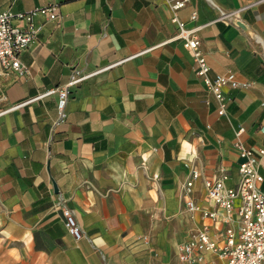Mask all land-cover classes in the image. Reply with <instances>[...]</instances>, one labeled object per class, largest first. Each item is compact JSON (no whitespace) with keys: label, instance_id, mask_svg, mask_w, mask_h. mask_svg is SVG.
I'll return each instance as SVG.
<instances>
[{"label":"crops","instance_id":"obj_1","mask_svg":"<svg viewBox=\"0 0 264 264\" xmlns=\"http://www.w3.org/2000/svg\"><path fill=\"white\" fill-rule=\"evenodd\" d=\"M52 5L58 18L33 17L42 30L20 53L25 69L0 71V264L219 262L210 251L184 261L180 246L205 225L223 240V210L203 212L217 209L204 180L237 183V143L264 147V0H189L176 12L167 0H0V11ZM174 14L200 37L210 74L242 83L224 88V114ZM108 65L71 88L59 121L58 94H40Z\"/></svg>","mask_w":264,"mask_h":264},{"label":"built area","instance_id":"obj_2","mask_svg":"<svg viewBox=\"0 0 264 264\" xmlns=\"http://www.w3.org/2000/svg\"><path fill=\"white\" fill-rule=\"evenodd\" d=\"M189 0H167L171 9L177 11L184 7ZM49 13L50 18H58L56 6L36 7L30 11L15 12L11 8L0 11V71L9 72L16 70L22 72L25 69L20 53L35 41L42 30V24L33 20L36 13ZM16 18L26 19L27 23L18 25ZM196 18V14H192ZM172 20L178 26L176 38L183 40L185 46L193 51L195 61L198 64L197 73L203 77V81L219 101L218 112H226L228 99L224 92L226 86L239 87L242 83L236 79L234 72L210 74L211 67L201 51V39L185 22L173 15ZM87 74H74L63 85L52 87L40 95L57 93L58 120L66 117V104L71 88L84 78L106 67ZM31 100V99H30ZM243 160L239 164L240 178L237 183L227 181V175L221 174L215 179H205L204 185L207 198L217 206L216 210L204 209V215L216 218L219 209L223 210L222 220L227 224L223 240L213 238L209 233V227L205 225L189 241L180 246V258L184 261L203 259V253L213 252L219 258V262L204 264H264V189L260 187L264 180L259 171L261 156L264 155V147H246L241 142L237 143ZM201 176L198 170H192L183 188L190 193L194 181ZM186 204L191 211L201 210L192 197H188ZM219 208V209H218ZM64 221L70 233L75 238H80L83 230L73 210L63 204L61 206Z\"/></svg>","mask_w":264,"mask_h":264}]
</instances>
